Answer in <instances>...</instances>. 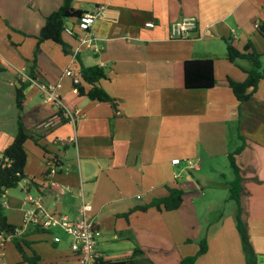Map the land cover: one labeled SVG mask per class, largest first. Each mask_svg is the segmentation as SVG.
<instances>
[{
    "label": "crops",
    "instance_id": "0c3cea01",
    "mask_svg": "<svg viewBox=\"0 0 264 264\" xmlns=\"http://www.w3.org/2000/svg\"><path fill=\"white\" fill-rule=\"evenodd\" d=\"M63 2L0 0V157L12 144L21 116L29 133L48 149L27 141L26 180L40 185L34 186L36 196L52 213L76 219L82 197L90 203V216L101 231L98 248L106 260H122L140 249L152 264H180L196 255L206 239L208 251L195 264H247L237 203L230 199L235 175L228 174L229 154L244 145L237 156L245 179L244 217L258 262L264 264V80L249 102L240 103L229 80L244 82L251 63L230 62L226 45L230 39L243 51L252 43L264 64V35L256 27L264 23V0H73V9L87 13L104 6L90 29L98 51L85 46L75 56L84 31L71 18L63 33L71 53L53 41L36 52L46 19ZM189 17L198 19L197 30L186 39H172V24ZM150 23L155 26L148 27ZM34 58L37 84L61 83L59 93L75 123L54 119L58 109L44 102L36 83L25 90L24 109L17 108V90L26 83ZM209 59L215 63L217 85L187 89L185 62ZM82 66L106 71L100 85L116 100L115 107L73 91L65 74L81 73ZM52 155L64 163L56 182L72 190L62 196L44 182ZM176 159L180 163L175 165ZM171 189L184 191L179 209L154 207L123 216L168 197ZM22 205L24 209L13 208L23 212L24 220V201ZM57 232L29 228L23 234L41 264H74L69 236ZM55 236L62 241L55 243ZM9 242L0 241V264H11L10 251L21 264Z\"/></svg>",
    "mask_w": 264,
    "mask_h": 264
},
{
    "label": "trees",
    "instance_id": "16d2710c",
    "mask_svg": "<svg viewBox=\"0 0 264 264\" xmlns=\"http://www.w3.org/2000/svg\"><path fill=\"white\" fill-rule=\"evenodd\" d=\"M73 0H64L63 5L55 12H53L47 19L39 36L37 37L36 52L40 46L46 41H53L62 46L65 54L71 53L68 45L63 40V33L66 30L67 21L71 18L80 19L83 15L87 14L82 9H73ZM260 30L264 35V23L260 26ZM227 45V58L230 62L235 63L238 60H247L251 63V68L247 70V79L244 82H237L232 79L229 80V86L232 89L235 97L244 104L251 100L253 95L258 90L261 82L264 80V64L261 55L254 49L252 43H248L243 51L239 50L232 40L226 39ZM36 54V53H35ZM36 58H34L29 77L36 80ZM4 71L0 67V73ZM81 84L78 87V95L87 97L91 101L100 103H109L113 107L116 106V100L112 98L100 85L101 80L107 78L106 71L100 66L85 67L82 66L81 70ZM184 80L185 87L190 90L196 89H212L217 85L215 77V63L213 60H189L184 64ZM31 85L27 81L23 84L16 93L17 108L19 111L24 109L26 95L25 90ZM61 122L66 123L70 121L59 112ZM35 140L40 147L48 152L46 146L39 143V139L32 136L22 120L18 118V131L12 142L3 152L2 164H0V235L5 238L11 237L17 250L22 256L21 264H41L40 257L32 248V242L27 240V236L19 234L22 227L11 224L6 214V207L2 198L10 189L17 188L20 183L28 179L25 174V168L28 162V152L26 143L28 140ZM241 140L243 137L240 138ZM244 149V145L238 147L234 152L229 154L230 166L233 169L235 179L230 187V199L237 203V228L241 237L243 252L245 254L247 264H260L258 262L257 253L252 245L248 223L244 217V207L242 198L245 195L244 182L242 170L237 164V156H239ZM58 156V155H56ZM5 159L11 161L10 165L3 166ZM31 185L40 188L34 179L29 180ZM184 200V191L181 189H171L168 197L157 199L151 204L136 207L129 213L123 216L128 218L130 213L136 210L147 211L150 208H164L167 211H174L181 207ZM39 231H42L38 229ZM26 249L33 251L29 255ZM208 251V243L203 239L200 243L199 251L196 255L184 258L180 264H195L197 260L206 254ZM99 264H152V262L145 257V253L136 249L130 257L122 260H100Z\"/></svg>",
    "mask_w": 264,
    "mask_h": 264
},
{
    "label": "built area",
    "instance_id": "2783aa9c",
    "mask_svg": "<svg viewBox=\"0 0 264 264\" xmlns=\"http://www.w3.org/2000/svg\"><path fill=\"white\" fill-rule=\"evenodd\" d=\"M103 10L104 6L101 5L95 11L87 13L80 18L84 35L80 37V45L74 53L75 56L78 55L85 46L98 51V38L91 35L90 29L100 17ZM198 25L199 21L196 17L185 18L180 22L172 24L170 27V37L172 39H186L191 33L197 30ZM147 26L153 28L155 24L150 23ZM256 27L260 29L259 25H256ZM65 75L72 79L73 91L78 93L77 86L81 84V74L68 70ZM26 79V82L29 81L31 84H37L36 80H33L30 77ZM37 85L41 91L44 102L56 105L58 111L54 119H61L59 116V112H61L65 118L70 119L74 123L76 122V117L71 111L67 110L59 93V90L62 87L61 83L54 85L38 83ZM51 123L52 122L47 125H51ZM74 141V139H71L69 142L74 143ZM2 160H4L3 155L0 157V164H2ZM10 163L11 161H9V159H5L3 166L10 165ZM179 163V159L173 161V164L175 165ZM189 165L193 166V163L189 161ZM63 168L64 163L62 159L56 155H52L49 156L46 161V171L44 173L45 184L57 189L58 194L61 196L72 192L71 188L62 186L55 180V177ZM24 182L27 183V185H24ZM22 186L26 193L24 200L26 209L22 230L19 231V234L25 233L30 226L45 232L61 231L69 236L71 240L70 248L76 259L74 264H99L100 260L105 259L103 253L98 248L101 231L95 220L90 216V213L92 212V205L90 203L85 202L82 197L79 216L76 219H73L68 215L52 213L47 210L43 204L42 198L40 196H34L31 193L30 181L24 180ZM8 239H11V237L5 238L3 235H0L1 242L5 243ZM61 241V237H54L55 243H60Z\"/></svg>",
    "mask_w": 264,
    "mask_h": 264
},
{
    "label": "rangeland",
    "instance_id": "374dc122",
    "mask_svg": "<svg viewBox=\"0 0 264 264\" xmlns=\"http://www.w3.org/2000/svg\"><path fill=\"white\" fill-rule=\"evenodd\" d=\"M84 1V0H83ZM84 7H89L88 4L85 2ZM77 21L80 22V19H76ZM70 22V21H69ZM67 22V25L68 27H70V23ZM262 59V58H261ZM30 147V150H32L31 148V145L29 146ZM231 147H233V145H231ZM220 168H221V171H223V173H226L227 174V170H225V168L223 167V165L221 164L220 165ZM229 171H230V176H232L234 174L233 170L231 167H229L228 169V174H229ZM39 179V178H38ZM31 193L36 196L37 195V191L36 189L34 188V186H32V190H31ZM26 197V193L24 190H22V187L21 186H18L17 188L15 189H10L7 191L6 195L2 198L3 202L6 204V214H7V217H11V220H9L10 223H13L14 225H17L19 227H22L23 226V212L21 211H17L15 210L13 207L15 206H18V207H22L23 208V201ZM82 205V204H81ZM24 209V208H23ZM26 209V207H25ZM9 219V218H8ZM29 228H31V230L35 231L37 230L35 227L33 226H30ZM28 228V229H29ZM36 233V232H35ZM61 235H63L64 233L63 232H57ZM40 236H46V237H49L50 235H52L51 233H40L38 234ZM12 240V239H11ZM8 246L12 247V250L14 249V251L16 252V254H18L19 256V261H21V254L19 253V251L17 250L14 242H9ZM200 246V245H199ZM8 260V259H7ZM5 261H6V258H5ZM9 262L11 264H18V262H15V260L13 259V255L11 253V251L9 252Z\"/></svg>",
    "mask_w": 264,
    "mask_h": 264
}]
</instances>
